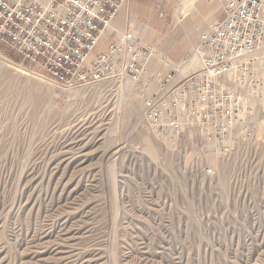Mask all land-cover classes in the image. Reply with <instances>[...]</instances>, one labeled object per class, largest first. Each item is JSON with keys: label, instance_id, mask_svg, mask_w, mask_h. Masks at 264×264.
I'll return each instance as SVG.
<instances>
[{"label": "rangeland", "instance_id": "1", "mask_svg": "<svg viewBox=\"0 0 264 264\" xmlns=\"http://www.w3.org/2000/svg\"><path fill=\"white\" fill-rule=\"evenodd\" d=\"M223 3L175 0L163 31L133 27L177 63ZM130 87H60L0 42V264H264V121L228 156L201 149L204 176Z\"/></svg>", "mask_w": 264, "mask_h": 264}, {"label": "built area", "instance_id": "2", "mask_svg": "<svg viewBox=\"0 0 264 264\" xmlns=\"http://www.w3.org/2000/svg\"><path fill=\"white\" fill-rule=\"evenodd\" d=\"M124 1L0 0V42L63 88L129 80L148 132L169 145L192 142L211 176L199 151L228 156L264 121V0H224L181 59L159 57L155 71L156 52L133 25L113 23Z\"/></svg>", "mask_w": 264, "mask_h": 264}, {"label": "crops", "instance_id": "3", "mask_svg": "<svg viewBox=\"0 0 264 264\" xmlns=\"http://www.w3.org/2000/svg\"><path fill=\"white\" fill-rule=\"evenodd\" d=\"M175 0H126L120 6L115 18L114 25L118 29L126 24L136 26L137 21L145 24L153 34L163 31L165 23L156 17H170L172 4ZM166 20V19H165ZM154 36V35H152ZM105 44L101 46V51Z\"/></svg>", "mask_w": 264, "mask_h": 264}, {"label": "bare ground", "instance_id": "4", "mask_svg": "<svg viewBox=\"0 0 264 264\" xmlns=\"http://www.w3.org/2000/svg\"><path fill=\"white\" fill-rule=\"evenodd\" d=\"M144 27H145V26H144ZM161 56H162V55H161ZM161 56H160V54L156 53V58H155V60L158 59V61H159V57H161ZM4 63H5V64H8V65L11 66V62H10L9 60H6V59H5ZM159 63H160V62H159ZM13 64H14V63H13ZM14 66H15V65H14ZM193 67H194V64L191 65V68H193ZM156 68H157V66H156L155 64H151V65H149V69H150V70L155 71ZM19 70H20V69H19ZM261 105H262V107H264V103H263V102L261 103ZM152 147H153V146H152ZM147 148H148V150H150V151H151V149H152L150 144L147 145Z\"/></svg>", "mask_w": 264, "mask_h": 264}]
</instances>
